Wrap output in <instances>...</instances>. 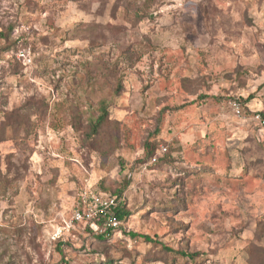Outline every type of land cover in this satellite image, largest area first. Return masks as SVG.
Here are the masks:
<instances>
[{
    "label": "rangeland",
    "instance_id": "1",
    "mask_svg": "<svg viewBox=\"0 0 264 264\" xmlns=\"http://www.w3.org/2000/svg\"><path fill=\"white\" fill-rule=\"evenodd\" d=\"M232 99L264 116V0H0V264H264V127ZM87 190L126 202L106 241L71 223Z\"/></svg>",
    "mask_w": 264,
    "mask_h": 264
},
{
    "label": "built area",
    "instance_id": "2",
    "mask_svg": "<svg viewBox=\"0 0 264 264\" xmlns=\"http://www.w3.org/2000/svg\"><path fill=\"white\" fill-rule=\"evenodd\" d=\"M231 112L237 118L244 116L240 103L236 100L228 103ZM250 120L259 122V115H255ZM166 148H161L158 154L166 152ZM156 160V157L152 159V162ZM122 206V198L116 196L94 193L90 190L84 191L80 194L79 201L75 206L71 223L84 224L89 226L94 232H104L107 229L114 231L120 225L117 219V209ZM84 226V227H85Z\"/></svg>",
    "mask_w": 264,
    "mask_h": 264
},
{
    "label": "trees",
    "instance_id": "3",
    "mask_svg": "<svg viewBox=\"0 0 264 264\" xmlns=\"http://www.w3.org/2000/svg\"><path fill=\"white\" fill-rule=\"evenodd\" d=\"M250 99H251V97H250ZM233 100H236V101H238L240 103V105L242 107V110L246 109V112L248 113V115L250 114L249 116H251L250 119L253 118L255 115H259V117H260V121H259L260 125L262 127H264V116L262 115V113H257L255 115L253 113L251 114V112L247 111V106L245 104L246 100L243 103H241L238 99H232L231 101H233ZM107 119H108L107 106L103 102H101L99 104V115H98V117L96 118V120L94 122L90 123V133L92 135H97L99 130L103 127V125L106 124ZM251 121H253V120H251ZM155 148H156V146H150L149 144H146L143 158L141 160H139V163L144 164L146 162H149L155 156L154 155ZM168 153L169 152L166 150V153H164L163 156L159 155V157L154 161L155 165H158V164H161V163H163V165H165L167 167L170 166V165H173V161L175 162V160L173 158H169V159L165 160V158L167 157ZM157 155H158V153H157ZM166 162H168V163H166ZM99 193H101V192H99ZM101 194H105V193H101ZM116 197H120V194L118 196L116 195ZM171 208L172 207L170 206L169 209H171ZM116 216H117L118 221L120 222V225L115 230L116 231H122V229H124L123 224L126 222L128 216H129V212L126 210V202L125 201H123L122 206L117 209ZM112 232L113 231H111L110 229H107L104 232H102V234L96 235L98 232H94L89 226H85L84 227V233L88 234L93 239L97 240V242L106 241V239L109 236H111ZM123 234H128V236L130 238H132V239H134L136 237H139L137 234H134V233H131V232H125V230L123 231ZM142 237L144 238V240L146 242H148V243L152 242V240L148 236H142ZM178 254L180 256L186 258V260H189V262H192L193 259H194V255H191V254L188 255V254H185L184 252H178Z\"/></svg>",
    "mask_w": 264,
    "mask_h": 264
},
{
    "label": "crops",
    "instance_id": "4",
    "mask_svg": "<svg viewBox=\"0 0 264 264\" xmlns=\"http://www.w3.org/2000/svg\"><path fill=\"white\" fill-rule=\"evenodd\" d=\"M247 121V120H246Z\"/></svg>",
    "mask_w": 264,
    "mask_h": 264
}]
</instances>
